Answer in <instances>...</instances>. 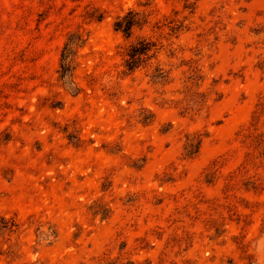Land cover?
<instances>
[{"label": "rangeland", "instance_id": "1", "mask_svg": "<svg viewBox=\"0 0 264 264\" xmlns=\"http://www.w3.org/2000/svg\"><path fill=\"white\" fill-rule=\"evenodd\" d=\"M147 1L134 40L163 48L125 76L113 24ZM190 2L0 0V264H264V0ZM184 17L178 37L154 28ZM187 135L203 138L192 159Z\"/></svg>", "mask_w": 264, "mask_h": 264}, {"label": "trees", "instance_id": "2", "mask_svg": "<svg viewBox=\"0 0 264 264\" xmlns=\"http://www.w3.org/2000/svg\"><path fill=\"white\" fill-rule=\"evenodd\" d=\"M170 1V0H167ZM183 9L188 11L189 14H194L196 10V4L190 2V0H183ZM152 2L147 1L144 4H140V7H144L145 10L140 11L138 9H129L123 15L117 17L114 21L113 28L117 33H120L124 39L128 42V46L124 53L123 74L125 76H131L137 71L146 69L152 66L153 61L158 59V56L163 48L158 41L146 37H137L135 40V34L137 30H144L152 22V17L154 16L155 10L151 9ZM85 19L90 22H101L104 19V15L98 11L87 12L85 14ZM187 17H184L183 20H171L165 24H161L160 21L154 23V28L159 31L163 29H168V35L178 37L184 30L187 29L185 25ZM87 36L79 31L75 30L69 32L66 37V41L61 50V59H60V77L62 79L70 78L73 81L74 71L77 67V56L78 50L83 48L86 44ZM170 55H173L171 52ZM150 79L155 84L166 85L170 82V73L168 70H165L161 65H157L153 72L150 74ZM189 82L193 86H200L202 77L200 75L190 76L188 78ZM195 98H199L202 101L204 99V94L202 93H190L186 94L187 105H194ZM206 99V98H205ZM192 108V106H190ZM69 139H77L73 135H69ZM202 136L200 135H187L186 143L184 147V155L192 159L199 154L200 147L202 144ZM8 140V138L6 139ZM101 213L103 218L106 217V214ZM5 220L0 221V229H7L8 226L5 225Z\"/></svg>", "mask_w": 264, "mask_h": 264}]
</instances>
